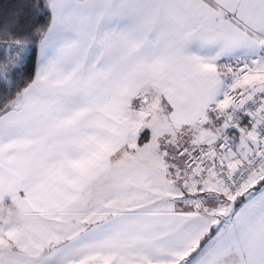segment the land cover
<instances>
[{
	"label": "snow or ice",
	"instance_id": "6c2138e0",
	"mask_svg": "<svg viewBox=\"0 0 264 264\" xmlns=\"http://www.w3.org/2000/svg\"><path fill=\"white\" fill-rule=\"evenodd\" d=\"M0 264H264V0H0Z\"/></svg>",
	"mask_w": 264,
	"mask_h": 264
}]
</instances>
